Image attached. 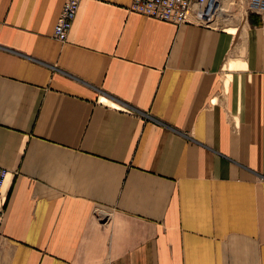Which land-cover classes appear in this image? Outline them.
<instances>
[{
	"label": "crops",
	"instance_id": "obj_1",
	"mask_svg": "<svg viewBox=\"0 0 264 264\" xmlns=\"http://www.w3.org/2000/svg\"><path fill=\"white\" fill-rule=\"evenodd\" d=\"M65 1L0 0V264H264V19Z\"/></svg>",
	"mask_w": 264,
	"mask_h": 264
},
{
	"label": "built area",
	"instance_id": "obj_2",
	"mask_svg": "<svg viewBox=\"0 0 264 264\" xmlns=\"http://www.w3.org/2000/svg\"><path fill=\"white\" fill-rule=\"evenodd\" d=\"M82 0H66L54 28V38L66 43L73 29ZM223 0H133L129 12L177 26L195 24L212 27L218 17ZM250 14L264 18V0H247L246 17ZM9 171L0 167V193L2 192ZM95 214L106 223L111 222L113 212L102 215L105 208L97 207ZM96 208V209H97Z\"/></svg>",
	"mask_w": 264,
	"mask_h": 264
},
{
	"label": "rangeland",
	"instance_id": "obj_3",
	"mask_svg": "<svg viewBox=\"0 0 264 264\" xmlns=\"http://www.w3.org/2000/svg\"><path fill=\"white\" fill-rule=\"evenodd\" d=\"M246 8L247 0H223L221 10L218 17L213 22L212 27L221 28L229 32H231L229 29L235 27L236 31L245 32L244 26L250 22L252 16H258L264 19L260 15L250 14L247 20ZM96 208L95 210L99 211L98 208ZM103 223L106 224L105 221H103Z\"/></svg>",
	"mask_w": 264,
	"mask_h": 264
}]
</instances>
